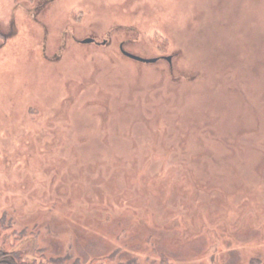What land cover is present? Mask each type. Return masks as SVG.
<instances>
[{
  "label": "rangeland",
  "instance_id": "374dc122",
  "mask_svg": "<svg viewBox=\"0 0 264 264\" xmlns=\"http://www.w3.org/2000/svg\"><path fill=\"white\" fill-rule=\"evenodd\" d=\"M1 242L23 264L264 258V0H0Z\"/></svg>",
  "mask_w": 264,
  "mask_h": 264
},
{
  "label": "trees",
  "instance_id": "16d2710c",
  "mask_svg": "<svg viewBox=\"0 0 264 264\" xmlns=\"http://www.w3.org/2000/svg\"><path fill=\"white\" fill-rule=\"evenodd\" d=\"M159 60H164V59H159ZM158 60V61H159ZM158 61L154 62V63H157ZM138 62V61H137ZM119 249V248H118ZM5 250H8L7 248H5ZM3 250V246H2V242L0 243V259L1 258H14L13 256H11L9 253L10 252H7ZM10 251V250H8ZM120 250H115L114 253H111L109 254L108 256H104V257H101V258H98L99 260L101 261H104V263L106 264V262L109 261V263H111L110 261L113 260V258H115V255L117 253H119ZM16 261H18V259L14 258ZM97 259V260H98ZM69 260V257L66 256V257H61V258H56L55 260H51L49 263H52V264H62V262L64 261H67ZM96 260V259H94ZM93 261V260H92ZM90 261L88 264H93L94 262ZM81 260L80 259H76L75 261H73L71 264H80ZM127 263H131V259L130 260H125V261H122V260H119V263L118 264H127ZM168 264H173V262H170ZM221 264H227L225 262L221 263ZM251 264H264V258L263 257H254V259L252 260Z\"/></svg>",
  "mask_w": 264,
  "mask_h": 264
},
{
  "label": "water",
  "instance_id": "95a60500",
  "mask_svg": "<svg viewBox=\"0 0 264 264\" xmlns=\"http://www.w3.org/2000/svg\"><path fill=\"white\" fill-rule=\"evenodd\" d=\"M94 41H95L94 38L88 37L86 39L81 40V43H93ZM103 43H105V42H103ZM121 50H122V53L125 56H127L128 58L142 62V63H154V62L158 61L159 59H165V60L171 62V59H172V56H170V55L169 56H162L161 58H159V57H154V58L142 57L140 55L126 51L122 46H121Z\"/></svg>",
  "mask_w": 264,
  "mask_h": 264
},
{
  "label": "flooded vegetation",
  "instance_id": "af4514ba",
  "mask_svg": "<svg viewBox=\"0 0 264 264\" xmlns=\"http://www.w3.org/2000/svg\"><path fill=\"white\" fill-rule=\"evenodd\" d=\"M0 264H23L20 263V261H16L14 258L10 259V258H1L0 259Z\"/></svg>",
  "mask_w": 264,
  "mask_h": 264
}]
</instances>
